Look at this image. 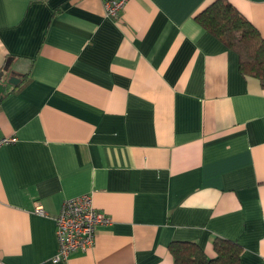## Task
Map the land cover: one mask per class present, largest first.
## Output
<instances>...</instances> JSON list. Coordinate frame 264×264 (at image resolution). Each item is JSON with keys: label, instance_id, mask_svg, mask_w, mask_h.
I'll return each mask as SVG.
<instances>
[{"label": "crops", "instance_id": "crops-1", "mask_svg": "<svg viewBox=\"0 0 264 264\" xmlns=\"http://www.w3.org/2000/svg\"><path fill=\"white\" fill-rule=\"evenodd\" d=\"M216 0H0V264H175L216 238L264 264V87L196 20ZM264 38V0H227ZM112 223L54 263L63 202ZM37 204L45 215L34 212Z\"/></svg>", "mask_w": 264, "mask_h": 264}, {"label": "trees", "instance_id": "trees-1", "mask_svg": "<svg viewBox=\"0 0 264 264\" xmlns=\"http://www.w3.org/2000/svg\"><path fill=\"white\" fill-rule=\"evenodd\" d=\"M196 20L214 37L239 55L242 73L258 78L264 87V38L260 32L227 0H216ZM175 264H241L242 246L216 238L214 257L191 241H175L169 245Z\"/></svg>", "mask_w": 264, "mask_h": 264}, {"label": "built area", "instance_id": "built-area-1", "mask_svg": "<svg viewBox=\"0 0 264 264\" xmlns=\"http://www.w3.org/2000/svg\"><path fill=\"white\" fill-rule=\"evenodd\" d=\"M105 14L117 18L129 0H101ZM16 137L0 138V147L16 143ZM34 212L45 215V211L37 204ZM58 252L53 258L54 263H66L70 256L78 251H87L94 247L97 229L112 223V217L96 209L92 195L85 194L63 202L55 217Z\"/></svg>", "mask_w": 264, "mask_h": 264}, {"label": "water", "instance_id": "water-1", "mask_svg": "<svg viewBox=\"0 0 264 264\" xmlns=\"http://www.w3.org/2000/svg\"><path fill=\"white\" fill-rule=\"evenodd\" d=\"M20 81H21V79L19 78V76L18 75H15V76L11 77L8 80V83L7 84L0 83V99H2L3 96H4V94L6 93L7 85L8 84H10L12 86H17Z\"/></svg>", "mask_w": 264, "mask_h": 264}]
</instances>
